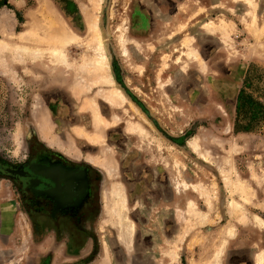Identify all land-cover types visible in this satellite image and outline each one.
<instances>
[{"label": "rangeland", "instance_id": "rangeland-1", "mask_svg": "<svg viewBox=\"0 0 264 264\" xmlns=\"http://www.w3.org/2000/svg\"><path fill=\"white\" fill-rule=\"evenodd\" d=\"M0 2V264H256L264 0Z\"/></svg>", "mask_w": 264, "mask_h": 264}, {"label": "bare ground", "instance_id": "bare-ground-1", "mask_svg": "<svg viewBox=\"0 0 264 264\" xmlns=\"http://www.w3.org/2000/svg\"><path fill=\"white\" fill-rule=\"evenodd\" d=\"M94 1V0H93ZM88 14V13H87ZM88 16V15H87ZM53 31V30H52ZM54 32V31H53ZM101 62V61H100ZM97 64V63H96ZM101 64H103L102 62H101ZM101 66H103V65H100V68H102ZM103 71H101V73H102ZM103 74V73H102ZM105 80V79H104ZM107 81H109V80H107ZM108 84H109V82H107ZM107 95H108V97H109V99L111 100V104L112 103H115V104H122V103H124V98L122 97V95L120 94V92L118 91V90H111L109 93H107ZM99 120V119H98ZM131 131H133L134 130V128L133 127H130L129 128ZM190 145H191V147L193 148V149H195L196 148V146H195V144L191 141L190 143H189ZM205 192H203V194H204ZM113 196H114V198L117 200V202L120 204V206L121 207H123V205H124V198H123V195H122V193H121V190H120V187L119 186H116V187H114V189H113ZM204 196H205V194H204ZM231 206V205H230ZM232 207V206H231ZM239 208L237 207V210H238ZM232 210H233V208H232ZM239 211V210H238ZM234 212V211H233ZM235 213H237V211H236V209H235ZM260 224H262V222L260 221ZM123 227H126V226H123ZM127 227H128V229H127ZM127 227L126 228H124V230H125V232H124V235H126L127 233L128 234H130V232H131V230H132V224H128L127 225ZM122 237H123V234H122ZM218 257H219V252H216V254H215V260H214V262L212 263V264H218ZM263 262H264V254L262 253V254H259L257 257H256V264H263Z\"/></svg>", "mask_w": 264, "mask_h": 264}, {"label": "crops", "instance_id": "crops-1", "mask_svg": "<svg viewBox=\"0 0 264 264\" xmlns=\"http://www.w3.org/2000/svg\"><path fill=\"white\" fill-rule=\"evenodd\" d=\"M140 135H142L143 134V131L142 130H140L139 129V132H138ZM117 186V185H116ZM116 186H113L111 189H110V191H109V193H108V195L109 196H106L107 198H109V201H111V196L114 198V196H113V189H114V187H116ZM120 187V186H119ZM120 190H121V193H122V195H123V198H124V206L127 208V206H126V198H125V195H124V193H123V190H122V188L120 187ZM111 193H112V195H111ZM115 199V198H114ZM115 201H116V199H115ZM161 207V206H160ZM124 218V217H123ZM109 219L111 220V217H109ZM115 224V229H116V238H117V240L120 242V243H122V244H129V241H130V236H131V234H132V232H133V224L130 222V221H128L127 220V218H124V219H121V221L119 222L118 221V224H116V223H114ZM128 224H132V230H131V232H130V234H126V235H124V232H125V230H124V228H126L127 227V225ZM123 226H126V227H123ZM127 229H128V227H127ZM122 234H123V237H122ZM171 258H175V256L172 254L171 255Z\"/></svg>", "mask_w": 264, "mask_h": 264}, {"label": "trees", "instance_id": "trees-1", "mask_svg": "<svg viewBox=\"0 0 264 264\" xmlns=\"http://www.w3.org/2000/svg\"><path fill=\"white\" fill-rule=\"evenodd\" d=\"M1 4H2V3L0 2V6H1Z\"/></svg>", "mask_w": 264, "mask_h": 264}]
</instances>
